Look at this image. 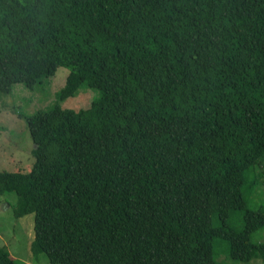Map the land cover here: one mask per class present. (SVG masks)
<instances>
[{"label": "trees", "instance_id": "1", "mask_svg": "<svg viewBox=\"0 0 264 264\" xmlns=\"http://www.w3.org/2000/svg\"><path fill=\"white\" fill-rule=\"evenodd\" d=\"M59 67L99 97L25 117L33 165L0 171L33 264L264 263V0H0V91Z\"/></svg>", "mask_w": 264, "mask_h": 264}, {"label": "rangeland", "instance_id": "2", "mask_svg": "<svg viewBox=\"0 0 264 264\" xmlns=\"http://www.w3.org/2000/svg\"><path fill=\"white\" fill-rule=\"evenodd\" d=\"M68 73V68L59 67L54 74L41 77L32 88L19 82L13 84L8 93L0 91V171L26 172L33 165L34 144L25 117L38 111L47 112L55 106L75 112L86 110L91 102L99 97V90L84 81L72 95L60 98V92L65 86ZM263 169L264 163L262 162L253 170L256 179L261 182L256 185V196L248 199L247 190L244 187L249 209L262 208L264 210V185L260 177ZM16 200L17 196L14 192H5L0 195V248L5 247L9 250L16 257L15 260L33 264L34 256L30 248L33 215L16 218L13 214ZM229 225L235 229H242V221L237 213L230 216ZM251 240L264 243V228L252 234ZM219 243L223 242L214 243L215 260L226 262L227 259L222 249L218 252ZM41 257L47 262L44 255ZM44 261L39 259L37 264H43ZM226 264L264 263L260 259H253L248 263H233L228 260Z\"/></svg>", "mask_w": 264, "mask_h": 264}, {"label": "crops", "instance_id": "3", "mask_svg": "<svg viewBox=\"0 0 264 264\" xmlns=\"http://www.w3.org/2000/svg\"><path fill=\"white\" fill-rule=\"evenodd\" d=\"M8 251V253H9V255H10V257L12 258V259H15L16 257L15 256H13L11 253H10V251L9 250H7ZM43 264H45L44 262H42Z\"/></svg>", "mask_w": 264, "mask_h": 264}]
</instances>
